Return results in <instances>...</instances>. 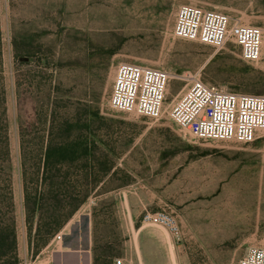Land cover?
Wrapping results in <instances>:
<instances>
[{"label":"rangeland","instance_id":"obj_1","mask_svg":"<svg viewBox=\"0 0 264 264\" xmlns=\"http://www.w3.org/2000/svg\"><path fill=\"white\" fill-rule=\"evenodd\" d=\"M182 4L264 28V0H0L19 264L37 256L26 253L20 127L41 126L51 111L58 122L90 121L116 153L114 170L64 227V247L91 251L90 264L94 247L139 264H237L250 245H264V139L204 141L176 125L171 105L188 86L179 78L157 120L109 103L123 61L191 69L223 89L264 94V61H246L234 40L216 48L173 35ZM131 201L140 207L133 218ZM161 208L179 215L181 241L142 221Z\"/></svg>","mask_w":264,"mask_h":264},{"label":"built area","instance_id":"obj_2","mask_svg":"<svg viewBox=\"0 0 264 264\" xmlns=\"http://www.w3.org/2000/svg\"><path fill=\"white\" fill-rule=\"evenodd\" d=\"M173 35L221 48L234 40L246 61H264V28L245 24L226 12L182 4L176 13ZM172 78L188 86L171 105L174 123L204 141H236L251 145L264 139V94L226 90L203 80L191 69L173 73L134 61L117 65L109 97L112 108L159 119ZM143 222L160 224L177 240L184 235L179 215L172 209L145 210ZM63 229L54 237L63 238ZM114 264H135L123 256ZM237 264H264V245H250Z\"/></svg>","mask_w":264,"mask_h":264},{"label":"trees","instance_id":"obj_3","mask_svg":"<svg viewBox=\"0 0 264 264\" xmlns=\"http://www.w3.org/2000/svg\"><path fill=\"white\" fill-rule=\"evenodd\" d=\"M101 145L103 159L98 156ZM20 151L28 241L38 254L114 170L116 153L98 138L90 121L58 122L53 111L41 126L20 127ZM113 259L94 247L93 264H112ZM20 262L0 29V264Z\"/></svg>","mask_w":264,"mask_h":264},{"label":"crops","instance_id":"obj_4","mask_svg":"<svg viewBox=\"0 0 264 264\" xmlns=\"http://www.w3.org/2000/svg\"><path fill=\"white\" fill-rule=\"evenodd\" d=\"M124 194L126 195V193ZM123 201H124L123 199L120 200L119 206L121 205L123 206L124 204ZM127 210H128V216L130 214L131 218H133L140 211V207L138 205L134 206V203L131 201L128 202ZM124 211H126L125 205H124ZM179 220L180 222H182L180 218ZM63 233H64L63 238L57 239L54 237L46 246H44L38 252L36 258L31 260V262H29L28 264H76L77 255L80 256L81 259L80 264H90L92 261L91 251L84 250L81 248H79V250H73V248H70L69 246L64 247L66 245L65 244L66 241L64 240V237L66 235L65 228L63 229ZM59 245H61V248L58 247ZM26 250H27L26 253H29L31 250L29 246L28 238H27ZM128 253L129 250L127 251V255ZM87 257H88V261H87ZM135 264H139V263H135Z\"/></svg>","mask_w":264,"mask_h":264},{"label":"water","instance_id":"obj_5","mask_svg":"<svg viewBox=\"0 0 264 264\" xmlns=\"http://www.w3.org/2000/svg\"><path fill=\"white\" fill-rule=\"evenodd\" d=\"M73 250H79V247L73 248ZM80 261H81L80 256L77 255V262H76V264H80ZM87 261H88V257H87Z\"/></svg>","mask_w":264,"mask_h":264}]
</instances>
